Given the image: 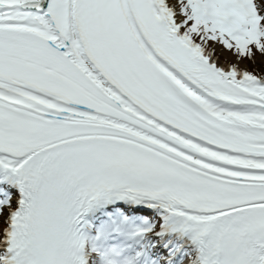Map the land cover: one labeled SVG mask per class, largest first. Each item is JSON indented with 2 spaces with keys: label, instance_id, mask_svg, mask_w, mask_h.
I'll use <instances>...</instances> for the list:
<instances>
[{
  "label": "snow or ice",
  "instance_id": "snow-or-ice-1",
  "mask_svg": "<svg viewBox=\"0 0 264 264\" xmlns=\"http://www.w3.org/2000/svg\"><path fill=\"white\" fill-rule=\"evenodd\" d=\"M0 264H264V0H0Z\"/></svg>",
  "mask_w": 264,
  "mask_h": 264
}]
</instances>
